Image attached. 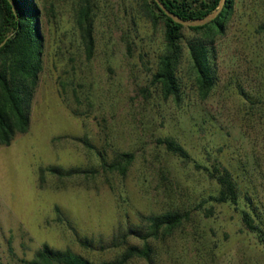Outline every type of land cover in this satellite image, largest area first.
I'll return each mask as SVG.
<instances>
[{
	"label": "rangeland",
	"instance_id": "rangeland-1",
	"mask_svg": "<svg viewBox=\"0 0 264 264\" xmlns=\"http://www.w3.org/2000/svg\"><path fill=\"white\" fill-rule=\"evenodd\" d=\"M141 2L94 0L89 53L79 0H38L45 52L31 124L0 144V264H25L45 243L112 260L128 244L144 245L131 227L144 229L148 215L167 211L184 214L183 222L150 239L151 260L129 264H264V240L242 216L264 207V0H236L216 34L218 79L207 98L187 44L201 34L184 26L179 100L154 78L165 25L144 16ZM165 137L191 157L169 151ZM122 153L132 154L125 174L104 165ZM50 165L89 171H46L41 182ZM226 169L238 182L237 204L214 199L221 186L211 171Z\"/></svg>",
	"mask_w": 264,
	"mask_h": 264
},
{
	"label": "trees",
	"instance_id": "trees-1",
	"mask_svg": "<svg viewBox=\"0 0 264 264\" xmlns=\"http://www.w3.org/2000/svg\"><path fill=\"white\" fill-rule=\"evenodd\" d=\"M162 1L183 19L204 17L216 10L221 2V0ZM235 2L236 0H228L221 14L210 23L190 26V29L201 34L187 40L201 98H207L216 86L218 75L214 40L216 34L223 32L230 21ZM140 5L143 15L154 24L164 22L166 51L160 56L154 78L161 84L165 97L173 96L179 100L182 95V83L178 69L183 53L182 43L186 38L184 25L166 14L155 0H142ZM79 6L77 23L83 33L86 48L91 53L94 48V0H79ZM44 52L38 0H0V144L9 145L17 133L29 130L30 104L44 67ZM241 93L246 94L243 88ZM161 143L180 157L186 159L191 157L187 148L173 137H165L161 139ZM120 157L112 163L105 161L104 165L125 174L132 161V154L122 153ZM46 171L60 178H67L89 170L65 169L54 165L41 167V182L45 180ZM211 175L221 186L219 195L214 199L237 204L238 182L232 172L229 169L218 174L211 171ZM242 216L245 226L257 232L264 240V207L252 205L250 209H243ZM146 218L148 219L146 228H130L131 234H137L145 240L144 245L128 244L115 259L96 263L71 248L59 249L45 243L32 259L25 261V264H129L135 257L151 260L154 250L150 239H158L162 229H172L182 223L185 215L178 211H167L150 214ZM127 237L125 235L123 238L124 242H127ZM81 242L85 246H92V241L88 238L82 239ZM114 244L117 246L119 242L115 241Z\"/></svg>",
	"mask_w": 264,
	"mask_h": 264
},
{
	"label": "water",
	"instance_id": "water-1",
	"mask_svg": "<svg viewBox=\"0 0 264 264\" xmlns=\"http://www.w3.org/2000/svg\"><path fill=\"white\" fill-rule=\"evenodd\" d=\"M162 10L166 14H168L170 17H172L175 21L183 24L184 26H200L205 25L216 19L223 9L225 8L228 0H221L219 7L214 10L213 12L209 13L208 15L201 17V18H195V19H183L181 16L175 14L173 11H171L162 0H155Z\"/></svg>",
	"mask_w": 264,
	"mask_h": 264
}]
</instances>
